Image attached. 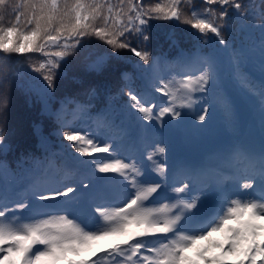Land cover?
<instances>
[{
  "label": "snow or ice",
  "instance_id": "snow-or-ice-1",
  "mask_svg": "<svg viewBox=\"0 0 264 264\" xmlns=\"http://www.w3.org/2000/svg\"><path fill=\"white\" fill-rule=\"evenodd\" d=\"M200 2L202 8L195 5V0H160L149 7L142 0H127L126 6L125 0H118L116 5L111 0H0V55L39 52L48 60L35 71L50 66L48 72H52L70 54V49H76L81 38L94 35L114 50L128 49L148 64L149 52L138 48L150 38L146 33L151 20L180 21L198 30L207 40L213 39L208 35L212 33L220 44H225L221 22L230 9L245 18V0ZM9 12L14 19L5 26V13ZM261 15L264 26V12ZM97 21H102V26H97ZM61 40L64 41L61 50L46 51ZM53 56L58 60H53ZM157 66L158 62L154 61L153 71H158ZM200 72L198 76L179 73L182 80H165L156 75L153 88L161 94L160 103L166 102L168 106L160 107L155 114L158 105L141 92L129 91L128 107L142 114L145 121L159 120L169 113L173 118L180 117L179 108L191 106L192 93L205 91L209 84V72L203 67ZM43 79L47 88L53 87L52 75L45 74ZM202 112L197 115L199 121H205L208 108ZM61 126L72 128L64 131L63 137L73 142L71 146L76 153L93 157L89 162L100 173H119L128 182L124 197L113 201L123 206H98L95 208L98 218L89 221L68 206L53 203L63 202L77 191L66 184L63 190L36 187L15 199L0 191V264H98L101 257L96 252L92 253L95 259L84 258L83 253L105 237L114 238L102 250L103 257L111 258L114 264L116 261L119 264H264V151L259 157L241 154L258 171L259 192L254 174L240 177L243 183L234 193L217 184L218 191L225 194L212 214L198 217L201 197L193 195L190 182L172 189L174 196L167 199L175 202L160 203L158 190L163 185L146 178L134 163H125L111 155L112 144L105 142L101 147L102 141L94 135L89 138L90 133L81 134L83 129L71 124ZM155 151L164 153L165 148L157 147ZM96 153L110 155L103 158L105 162H98ZM158 171L162 176L163 164L158 166ZM155 204L159 206H148ZM214 233L224 234L223 241L211 239Z\"/></svg>",
  "mask_w": 264,
  "mask_h": 264
},
{
  "label": "rangeland",
  "instance_id": "rangeland-1",
  "mask_svg": "<svg viewBox=\"0 0 264 264\" xmlns=\"http://www.w3.org/2000/svg\"><path fill=\"white\" fill-rule=\"evenodd\" d=\"M198 196L201 197V202L200 204H204L206 202L207 196H208V192L204 191L202 194H199ZM209 210V209H208ZM210 211V210H209ZM211 212V211H210Z\"/></svg>",
  "mask_w": 264,
  "mask_h": 264
}]
</instances>
